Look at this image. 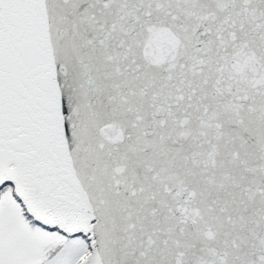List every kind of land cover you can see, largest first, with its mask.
<instances>
[{
  "label": "snow or ice",
  "instance_id": "1",
  "mask_svg": "<svg viewBox=\"0 0 264 264\" xmlns=\"http://www.w3.org/2000/svg\"><path fill=\"white\" fill-rule=\"evenodd\" d=\"M0 264H264V0H0Z\"/></svg>",
  "mask_w": 264,
  "mask_h": 264
}]
</instances>
